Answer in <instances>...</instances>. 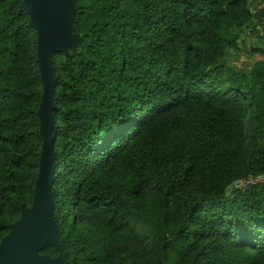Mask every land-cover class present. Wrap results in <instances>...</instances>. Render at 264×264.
Listing matches in <instances>:
<instances>
[{
    "label": "trees",
    "instance_id": "1",
    "mask_svg": "<svg viewBox=\"0 0 264 264\" xmlns=\"http://www.w3.org/2000/svg\"><path fill=\"white\" fill-rule=\"evenodd\" d=\"M72 30L52 56L69 264H264V183L230 188L264 173V0H76ZM36 46L0 0V241L39 171Z\"/></svg>",
    "mask_w": 264,
    "mask_h": 264
},
{
    "label": "water",
    "instance_id": "2",
    "mask_svg": "<svg viewBox=\"0 0 264 264\" xmlns=\"http://www.w3.org/2000/svg\"><path fill=\"white\" fill-rule=\"evenodd\" d=\"M37 31V59L43 83L38 116L42 148L34 198L31 205L21 203V216L10 224L0 241V264H69L54 215L53 187L56 181L57 152L54 128L53 53L77 50L80 33L73 32L76 0H24ZM248 65V63H247ZM53 246L54 257L41 250Z\"/></svg>",
    "mask_w": 264,
    "mask_h": 264
},
{
    "label": "built area",
    "instance_id": "3",
    "mask_svg": "<svg viewBox=\"0 0 264 264\" xmlns=\"http://www.w3.org/2000/svg\"><path fill=\"white\" fill-rule=\"evenodd\" d=\"M263 183H264V173H259L256 175H248L234 181V183L230 186V188H238L242 191H246L256 185Z\"/></svg>",
    "mask_w": 264,
    "mask_h": 264
},
{
    "label": "rangeland",
    "instance_id": "4",
    "mask_svg": "<svg viewBox=\"0 0 264 264\" xmlns=\"http://www.w3.org/2000/svg\"><path fill=\"white\" fill-rule=\"evenodd\" d=\"M242 50L240 53L236 54V55H232L230 56L231 58L229 59V62L231 65H233L235 62H237L235 59L238 57L237 60L241 59V60H248L250 63L253 62L255 57H249V50H248V46L246 43H243L241 45Z\"/></svg>",
    "mask_w": 264,
    "mask_h": 264
}]
</instances>
